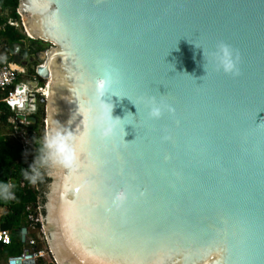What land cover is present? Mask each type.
<instances>
[{"label": "water", "instance_id": "water-1", "mask_svg": "<svg viewBox=\"0 0 264 264\" xmlns=\"http://www.w3.org/2000/svg\"><path fill=\"white\" fill-rule=\"evenodd\" d=\"M18 13L51 45L37 57L53 80L46 129L82 136L78 172L45 170L58 263L264 264V0H20ZM221 41L239 50V77L218 70ZM13 63L28 64L20 45ZM106 68L101 99L120 120L101 139ZM153 98L174 111L150 118ZM9 264L37 263L25 249Z\"/></svg>", "mask_w": 264, "mask_h": 264}, {"label": "trees", "instance_id": "trees-1", "mask_svg": "<svg viewBox=\"0 0 264 264\" xmlns=\"http://www.w3.org/2000/svg\"><path fill=\"white\" fill-rule=\"evenodd\" d=\"M19 4L20 0H0V9L6 11L7 18L21 23L22 18L18 13ZM0 45L2 46L1 51L6 54L9 61H13L16 45L21 46V55L27 58H37L41 52L51 46L41 40L28 37L24 28L12 26L2 20H0ZM33 64L38 65L37 61ZM29 70L32 76L36 74L35 66ZM45 115V104L41 102L35 115L38 122L25 127L29 139L25 148L24 143L1 132L3 128H6L13 133L15 126L10 120L16 117V113L6 103L0 102V182H11L15 193L13 200H0L2 212L0 228L12 234V244L7 246L0 243V256L22 255L25 246L21 241V230L28 226L27 209L45 204V191L49 183L45 170L42 171L41 178L34 185L25 180L23 174L24 170L31 167L32 160L36 159L40 139L46 130Z\"/></svg>", "mask_w": 264, "mask_h": 264}, {"label": "clouds", "instance_id": "clouds-1", "mask_svg": "<svg viewBox=\"0 0 264 264\" xmlns=\"http://www.w3.org/2000/svg\"><path fill=\"white\" fill-rule=\"evenodd\" d=\"M218 70L234 78L241 75V54L226 42H219L211 53ZM205 56V53H204ZM116 70L106 68L102 78L96 84V110L95 127L101 139L108 138L115 131L114 123L120 119H113V105L102 101L114 82ZM165 107L168 111H174L171 106H164L151 101L149 116L152 119H159ZM82 136L69 127L62 126L59 122L45 130L37 148V156L34 163L27 170H24V178L31 184H36L41 178V173L47 170L50 174L58 171L65 173H76L81 167L80 143ZM14 185L11 182H0V200L10 201L15 199Z\"/></svg>", "mask_w": 264, "mask_h": 264}, {"label": "built area", "instance_id": "built-area-1", "mask_svg": "<svg viewBox=\"0 0 264 264\" xmlns=\"http://www.w3.org/2000/svg\"><path fill=\"white\" fill-rule=\"evenodd\" d=\"M0 20L18 28L23 25L22 22L19 23L7 18L6 11L1 9ZM38 66L42 65L39 63L35 67L36 74L32 76L28 66L15 65L13 61L0 57V102L6 103L16 113V117L10 120L16 128L24 129L30 125L26 120H21L19 116L24 115L26 118L35 116L41 100L48 97L49 81L37 75ZM24 145L26 148L27 144ZM27 212L26 222L28 226L26 228L28 232L24 244L25 249H29L34 254L37 264L42 262L44 264H59L47 243L41 205L28 207ZM1 213L0 210V217ZM0 243L7 246L12 244L10 231L0 228Z\"/></svg>", "mask_w": 264, "mask_h": 264}, {"label": "rangeland", "instance_id": "rangeland-1", "mask_svg": "<svg viewBox=\"0 0 264 264\" xmlns=\"http://www.w3.org/2000/svg\"><path fill=\"white\" fill-rule=\"evenodd\" d=\"M21 25V24H20ZM23 28V25H21L19 28ZM51 48V46L48 48V50ZM0 56H2V57H4V58H6V54L5 53H3L2 51H1V45H0ZM39 56H41V54L39 55ZM7 59V58H6ZM35 61H37V64H39V62H38V59L37 60H35ZM33 66H35L36 67V65L35 64H29L28 65V68H31V67H33ZM1 132L2 133H4V134H6V135H10V137L12 138V139H14V140H19V141H21L22 143H24V144H27L28 145V142H29V139H28V134L26 133V129L24 128V129H20V128H14V131H13V133H10V130L9 129H6V128H3L2 130H1ZM26 145V146H27ZM34 161H35V159L34 160H32V164L34 163ZM44 224H45V222H44ZM45 235H47L46 234V225H45ZM47 237V236H46ZM48 243V242H47ZM9 255H5V256H0V264H9Z\"/></svg>", "mask_w": 264, "mask_h": 264}, {"label": "bare ground", "instance_id": "bare-ground-1", "mask_svg": "<svg viewBox=\"0 0 264 264\" xmlns=\"http://www.w3.org/2000/svg\"><path fill=\"white\" fill-rule=\"evenodd\" d=\"M58 64H59V60H58L57 56H52L50 58L51 76H52V70H53V68L54 67H57ZM52 88H53V80L51 81V85L47 89V93H48L49 99L51 98ZM45 91H46V89H45Z\"/></svg>", "mask_w": 264, "mask_h": 264}, {"label": "flooded vegetation", "instance_id": "flooded-vegetation-1", "mask_svg": "<svg viewBox=\"0 0 264 264\" xmlns=\"http://www.w3.org/2000/svg\"><path fill=\"white\" fill-rule=\"evenodd\" d=\"M25 58H27V57H25ZM33 58H27V60H28V64L27 65H25V66H28L29 64H33L34 63V61L32 62L31 60H32ZM37 59V58H36Z\"/></svg>", "mask_w": 264, "mask_h": 264}, {"label": "crops", "instance_id": "crops-1", "mask_svg": "<svg viewBox=\"0 0 264 264\" xmlns=\"http://www.w3.org/2000/svg\"><path fill=\"white\" fill-rule=\"evenodd\" d=\"M1 48H2V46H1ZM0 57H2V56H0Z\"/></svg>", "mask_w": 264, "mask_h": 264}]
</instances>
